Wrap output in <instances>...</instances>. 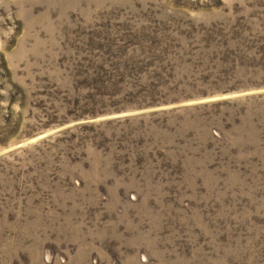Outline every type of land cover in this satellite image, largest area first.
Wrapping results in <instances>:
<instances>
[{
    "label": "rangeland",
    "instance_id": "1",
    "mask_svg": "<svg viewBox=\"0 0 264 264\" xmlns=\"http://www.w3.org/2000/svg\"><path fill=\"white\" fill-rule=\"evenodd\" d=\"M0 264H264V0H0Z\"/></svg>",
    "mask_w": 264,
    "mask_h": 264
}]
</instances>
